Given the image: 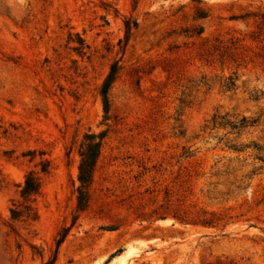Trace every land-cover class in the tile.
I'll list each match as a JSON object with an SVG mask.
<instances>
[{
	"label": "rangeland",
	"instance_id": "374dc122",
	"mask_svg": "<svg viewBox=\"0 0 264 264\" xmlns=\"http://www.w3.org/2000/svg\"><path fill=\"white\" fill-rule=\"evenodd\" d=\"M263 15L0 0V264H264Z\"/></svg>",
	"mask_w": 264,
	"mask_h": 264
},
{
	"label": "trees",
	"instance_id": "16d2710c",
	"mask_svg": "<svg viewBox=\"0 0 264 264\" xmlns=\"http://www.w3.org/2000/svg\"><path fill=\"white\" fill-rule=\"evenodd\" d=\"M263 17V22H264V15ZM111 81H112V74L108 77L107 81L104 84L103 90H102V95L104 97V100L106 104L108 103V91L111 86ZM95 165V156H86L84 158L83 163L81 164V181L86 182L87 180V173H91L93 170V167ZM90 168V171H89ZM91 176V175H90ZM39 182L35 178L33 174H29L25 180L24 187L22 190V195L24 197H29L32 194H35L39 191ZM204 225H211L209 222H203Z\"/></svg>",
	"mask_w": 264,
	"mask_h": 264
},
{
	"label": "bare ground",
	"instance_id": "6f19581e",
	"mask_svg": "<svg viewBox=\"0 0 264 264\" xmlns=\"http://www.w3.org/2000/svg\"><path fill=\"white\" fill-rule=\"evenodd\" d=\"M145 244H146V243H145ZM130 252H131V250L128 251V253H130ZM124 258H125V256L120 257V260H122V261H121V264H124V262H123V259H124Z\"/></svg>",
	"mask_w": 264,
	"mask_h": 264
}]
</instances>
